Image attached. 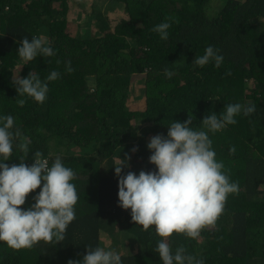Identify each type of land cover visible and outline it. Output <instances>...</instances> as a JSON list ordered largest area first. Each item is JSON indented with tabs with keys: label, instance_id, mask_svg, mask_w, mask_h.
Returning <instances> with one entry per match:
<instances>
[{
	"label": "trees",
	"instance_id": "trees-1",
	"mask_svg": "<svg viewBox=\"0 0 264 264\" xmlns=\"http://www.w3.org/2000/svg\"><path fill=\"white\" fill-rule=\"evenodd\" d=\"M166 17L171 27L161 40L152 29ZM25 36L45 39L56 54L24 65L17 49ZM209 45L223 63L196 66ZM53 70L60 78L46 81ZM30 72L48 84L43 103L17 96L12 81ZM140 73L143 85L133 87ZM131 90L143 95L138 103L128 102ZM233 103L255 104L256 111L208 135L239 190L228 195L214 228L195 239L174 232L166 242L173 254L183 247L203 264H264V0H0V117L12 116V131L30 141L23 162L30 166L37 151L49 166L60 157L75 173L78 195L64 241L20 250L0 241V264H68L106 241L122 264H163L154 226L143 230L119 206L114 166L128 155L121 175L156 171L146 147L151 137L166 136L188 113L195 130L207 131L201 120ZM16 143L3 161L9 166L20 163ZM39 191L21 207L28 209Z\"/></svg>",
	"mask_w": 264,
	"mask_h": 264
},
{
	"label": "clouds",
	"instance_id": "clouds-1",
	"mask_svg": "<svg viewBox=\"0 0 264 264\" xmlns=\"http://www.w3.org/2000/svg\"><path fill=\"white\" fill-rule=\"evenodd\" d=\"M171 22L172 18L166 17L152 31L166 40ZM19 43L17 53L24 65L37 56L56 54L43 38L25 36ZM223 60L219 49L209 45L193 63L203 67L214 62V66L219 67ZM65 71H74L71 61L65 62ZM60 75L53 70L46 81H55ZM172 75L165 69L167 78ZM46 81L30 72L25 78L18 76L12 83L17 96L43 103L49 91ZM16 103L22 107L26 99H17ZM255 111V104H227L219 117L213 112L201 120L207 131L195 130L192 127L194 116L188 113L184 122L173 121L168 126L166 136L157 134L147 143L151 151L148 159L156 171L141 170L138 175L128 171L121 175L122 169L129 167L128 155L114 166L119 206L130 209L131 221L141 225L143 230L154 226L155 233L162 238L154 251L163 264H203V260L185 255L183 247H178L173 254L167 238L175 232L195 239L203 229L215 227L228 195L239 189L238 184L230 182L222 172L223 163L217 161L208 133L236 124L234 117L238 114L250 116ZM0 121V241L13 250L31 249L40 241L53 243L54 238L55 243L64 241L67 227L75 219L74 206L78 200L76 187L71 183L75 179L74 171L64 166L60 157L49 166L48 159L39 151L33 154L34 162L26 165L23 161L28 156L30 141H26L18 129L12 131V116L0 117ZM14 140L22 156L20 163L9 166L3 161L13 156ZM235 151V146L230 147V154ZM38 187L40 191L33 197L34 203L23 209L21 206L28 194ZM86 248L81 261L69 260L68 264H122L121 256L114 251Z\"/></svg>",
	"mask_w": 264,
	"mask_h": 264
},
{
	"label": "rangeland",
	"instance_id": "rangeland-1",
	"mask_svg": "<svg viewBox=\"0 0 264 264\" xmlns=\"http://www.w3.org/2000/svg\"><path fill=\"white\" fill-rule=\"evenodd\" d=\"M83 19H84V17L82 18V24H83ZM93 29H95V28L92 27L91 31ZM132 77H133V82H132L133 87L143 85V74L142 73L137 74V75H133ZM142 98H143V95H139V93H137L135 90H131L128 94V102H130V103H138ZM144 126H146V125H144ZM263 184H264V182H263ZM105 240H106V236H105ZM105 240H104V242H105ZM106 245L102 246V248L106 249L108 247L107 241H106Z\"/></svg>",
	"mask_w": 264,
	"mask_h": 264
}]
</instances>
